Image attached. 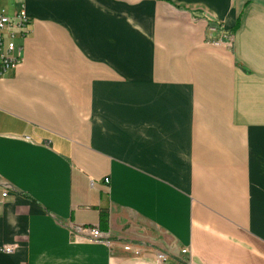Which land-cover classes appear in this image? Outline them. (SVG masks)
<instances>
[{
    "label": "crops",
    "instance_id": "1",
    "mask_svg": "<svg viewBox=\"0 0 264 264\" xmlns=\"http://www.w3.org/2000/svg\"><path fill=\"white\" fill-rule=\"evenodd\" d=\"M22 3L23 60L0 77V264H264V0L0 12Z\"/></svg>",
    "mask_w": 264,
    "mask_h": 264
},
{
    "label": "built area",
    "instance_id": "2",
    "mask_svg": "<svg viewBox=\"0 0 264 264\" xmlns=\"http://www.w3.org/2000/svg\"><path fill=\"white\" fill-rule=\"evenodd\" d=\"M32 18L27 13L24 3L18 8L14 14L0 12V77L4 76L12 67H15L23 60V40L31 32ZM218 25L209 27L211 32L219 30ZM232 40V35H225ZM223 41L222 37H213L212 42L219 44ZM1 177V174H0ZM109 181V178H106ZM2 194L6 196L8 189L3 190ZM75 234L89 240V241H109L108 233L101 230L97 224H74L71 227ZM16 243H7L1 246L5 251H12ZM127 250L136 253L144 252L146 249L144 245L135 243H126ZM184 252L188 248H183ZM157 259L160 264H167V256L162 251L156 252Z\"/></svg>",
    "mask_w": 264,
    "mask_h": 264
}]
</instances>
